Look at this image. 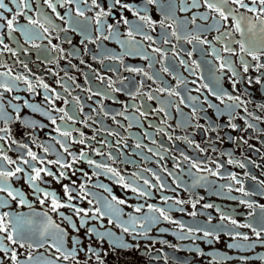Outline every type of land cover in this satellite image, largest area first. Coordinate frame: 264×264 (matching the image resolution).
<instances>
[{"label": "flooded vegetation", "instance_id": "af4514ba", "mask_svg": "<svg viewBox=\"0 0 264 264\" xmlns=\"http://www.w3.org/2000/svg\"><path fill=\"white\" fill-rule=\"evenodd\" d=\"M5 2L13 8V13H5L10 19L17 9L11 0ZM27 2L30 8L17 16V26L31 29V40L20 31L10 37L6 21L0 20L5 24L0 29V83L15 85L11 92L0 88V103L11 117L7 122L0 120V129H7L0 131V164L8 171L17 166L24 169L9 178L8 184L22 192L27 203L22 205L19 198L12 200L7 191H0V203L6 202L0 213L10 214L5 218L9 231L20 216L33 221L24 227L37 235L20 247L0 232L9 249L0 251V264H13L12 250L17 252V264H33L29 255L55 264H77L71 258L64 260L53 247L59 240L55 228L39 237L47 218L64 230L65 248L80 241L79 264H98L96 256L88 253L89 247L103 264H264V87L255 83L259 77L264 84V68H257L264 64V32L256 19L262 7L259 0L255 5L253 0H244L257 12L228 0L226 11L231 9L237 19L244 16L256 24L250 32L248 19L242 21L243 33L236 31L231 16L222 20L203 0L199 7L193 6V0H156L151 4L121 0V4L132 6L131 11L113 6V0H97L99 7L92 0H52L55 12L45 0ZM101 8L111 14L100 17L97 24ZM77 9L83 15H78ZM136 11L151 23L141 20ZM26 17L39 20L48 31L29 25ZM197 36L207 43H199L194 39ZM240 42L259 50L260 59L242 53ZM4 44L12 51L4 49ZM225 47L234 51L226 52ZM241 56L250 65L248 72H244ZM222 62H230L238 75L233 77L228 67L221 69ZM17 76L21 79L16 80ZM234 79L238 81L235 87ZM228 96L240 97L244 103L232 110L229 106L234 102ZM25 101L39 105L48 116L33 112ZM15 105L20 107L19 119ZM24 120L36 121V127L26 126ZM28 150L37 160L27 156ZM5 155L16 163L8 164L2 159ZM21 156L30 165L47 168L57 176L60 171L66 173L59 182L41 173L42 180L36 183L55 192L61 203L87 211L83 227V213L78 217L69 207L52 211L50 197L40 203L43 193L34 192L27 181V176L35 173L20 162ZM73 156L77 157L75 163ZM58 159L72 167L48 163ZM88 160L115 169L131 187L124 188L117 183L119 177ZM193 162L198 168L192 167ZM64 185L72 189L71 201ZM132 187L148 195L133 192ZM113 195L125 203L115 204ZM105 201L119 209L118 215L107 211ZM149 205L164 209L170 219L165 220ZM97 208L106 214L100 215ZM59 213L72 217L79 231ZM145 217L156 218V222L149 225ZM133 218H137L135 224ZM142 223L148 228L146 235ZM124 227L130 231L124 232ZM89 228L96 232L89 234ZM205 231L212 235L205 237ZM96 233H111L112 237L101 240ZM116 238L133 247H114ZM41 242L43 247L35 246Z\"/></svg>", "mask_w": 264, "mask_h": 264}, {"label": "snow or ice", "instance_id": "6c2138e0", "mask_svg": "<svg viewBox=\"0 0 264 264\" xmlns=\"http://www.w3.org/2000/svg\"><path fill=\"white\" fill-rule=\"evenodd\" d=\"M68 2H71V0H68ZM156 0H147V3L151 4V3H155ZM204 4L207 6V8L210 11H214L216 13L219 14L220 18L222 20H228V18L231 16L235 21H236V31L243 33V29L241 28V22L244 21L245 19H248L244 16H240L238 19L233 15V11L231 9H228L227 11L225 10L226 5L228 4V0H203ZM45 3L48 5L49 8L52 9L53 12H55L56 10V5L52 2V0H45ZM232 3L234 4H238L241 8H246L248 11L250 12H257V8L256 7H249L247 4L244 3V0H232ZM256 0H253V5H255ZM11 4L16 6L17 11L15 12V14H13L11 16V18L9 19L7 16H5V13H13V8L9 7V5L5 2V0H0V20L2 21H6V26L8 29V35L11 37L12 33L16 32V31H20L22 34L25 35V37L28 40H31L33 37L31 35V29H29L27 26H17V16L18 15H24V11L23 9H29L30 5L27 2V0H11ZM92 4L96 5L97 7H99V5L97 4V0H92ZM259 4L262 6L259 9V15H257V22L261 25L260 27V31L264 32V0H259ZM115 5H120L122 8L128 9V10H133L131 5L128 4H121V0H113V6ZM193 6L194 7H199V0H193ZM183 10V9H182ZM77 13L78 15H83V12L79 9H77ZM111 14V12H105L102 8L101 11L99 13H97V24L101 23L100 17L102 16H107ZM136 15L139 16V11H136L135 13ZM28 20V24L29 25H39V27L44 28V25L42 23H40L39 20H34L31 17H26ZM62 18V17H61ZM139 18L143 21H146L148 23H151V20L149 17L147 16H139ZM202 19H207V16H202ZM44 19L47 21L48 18L44 17ZM193 20H195V17H193ZM124 23L127 24L128 21L125 19ZM219 22H217L218 24ZM248 31H253L256 28V24L253 23L250 19H248ZM110 29L112 28L111 25L108 26ZM5 28V24L4 23H0V29ZM218 30V29H217ZM44 31L47 32L48 29L44 28ZM173 35H176L175 32L172 33ZM128 35L131 37L132 36V31L130 30ZM223 35H227V33L223 34ZM107 38V37H105ZM146 39H151V37L146 36ZM178 39L180 37H177ZM187 38V37H185ZM194 39L198 40L199 43L203 44V43H207V41L204 40H199V37H194ZM167 42V41H166ZM189 43H191L192 41L189 40ZM0 44H3V39L0 38ZM4 49L8 50V51H12V49L8 48V45L4 44ZM226 52H233L234 50L229 48V47H225L224 49ZM156 51H159L158 49ZM240 51L242 53H247V55L251 56L253 60H259L260 59V55L262 54L259 50H256L254 47H246L244 42H240ZM189 55H191V53H189ZM241 62L243 65V69L244 72H248L250 65L244 61L243 56H241ZM181 63H184V61H181ZM221 69L228 67L230 71H232V75L233 77H236L238 74L236 73V71L234 69L231 68V64L230 62H222L220 65ZM257 68H264V64H258ZM135 71H140V69H133ZM164 71H168L167 68H164ZM145 75H147L145 73ZM153 77H149V79H152ZM16 80H20L21 77L17 76L15 77ZM237 80H233V86L235 87V84L237 83ZM25 83H27L29 85V91H32V85L29 81L25 80ZM252 83V80L249 79V84ZM255 83L256 84H260L262 85V87H264V84H262V81L259 77H257L255 79ZM15 85L13 83H0V88H3L5 91L11 92L13 87ZM42 87L44 89H48V85L47 84H42ZM205 87H207V85H205ZM166 89H161V91H165ZM117 91H119L117 89ZM170 94H177L174 93L172 91H170ZM215 94V93H214ZM3 96V93H0V97ZM153 97L151 95H149V99H152ZM15 99L19 100L20 97H15ZM50 99V98H49ZM193 100H195V98H192ZM228 99L233 100L234 104L230 105L229 107L234 110L235 108H238L240 106V104H243L244 102L242 100H240V97H232V96H228ZM51 102V101H50ZM239 102V103H237ZM25 105L29 108L32 109L33 112H39L44 116H48V112L44 111L39 105H35V104H29L27 101L24 102ZM15 111L17 112V119H19V112H20V107L18 105L13 106ZM211 107V105H210ZM59 111H63V109H60ZM196 109H193V112H195ZM141 115H146V113L141 112ZM52 121L53 124L56 123L55 118L49 117ZM9 119H11V117H9L8 113L6 111H4V105L2 103H0V120H4L5 122H7ZM23 123L28 126V127H36V121L34 120H24ZM233 128L236 127V125H232ZM249 127H253V125L249 124ZM57 131H59V128L56 129ZM0 131H7V129H0ZM63 135H67V133H63ZM2 138V137H0ZM81 143H83V141H80ZM19 147L21 148H26L27 145H19ZM137 147H140L139 144H137ZM45 151H47V149H45ZM65 151H67V148H65ZM149 151H151V149H149ZM69 155H71V153H69ZM27 156L31 157L32 160H37V156L35 153H33L31 150H28L27 152ZM84 157V153L80 154V159H83ZM2 159L4 161H7L8 164H15L16 161H13L11 159H9V157H7L6 155L2 157ZM185 159H188L187 157H185ZM77 160V157L73 156V163H75ZM20 162L22 164H26L29 165L30 167H32V171L35 173L34 175H28L27 176V181L28 183L31 185V187L33 188L34 192L36 193H43L44 199L40 200L41 204L45 203V199L47 198H51V209L52 211H57L62 208V207H69L72 208L74 211V214L78 217H81V213H83V216L80 219V226L83 227L86 223L85 218L88 217V212L85 211L84 209H81L79 207H76L70 203H61L60 200L57 199V196L55 194V192H48L45 191L44 189L40 188L39 185L36 183L37 181L42 180V176L41 173H44L48 176H52L54 179L57 180V182L60 181L61 178H66V173L64 171H60L59 175L57 176L55 173H53L51 170L47 169V168H36L32 165H30L29 160L24 159L23 156L20 157ZM231 163V161H229ZM41 163H43V161H41ZM48 163L51 164H60L61 168H68L70 169L72 167V164H68V163H63L60 159L56 160V161H49ZM89 164H95V166L97 168H101L103 167L107 172L112 173L113 176H117L119 177V173L116 172L115 169H112L110 167H108L107 165H101V164H96L94 161L92 160H88ZM242 166V165H241ZM192 167L194 168H198V165L193 162ZM24 169L17 166L15 168L14 171H8L5 170L3 165L0 164V191H7V194L9 197L12 198V200H16L17 198H19V203L20 204H25L27 203V201L24 199V194L20 191H14L10 185L8 184V179L11 177H15L17 175V173L23 172ZM201 179H203L201 177ZM117 183H121L122 186L124 188H129L131 187V185L129 183H125L124 182V178L123 177H119V179L117 180ZM145 184H148V181L145 180L144 181ZM83 188L84 186L81 185V191L83 192ZM107 191H111L110 189H106ZM133 192H138L140 195H148V193L144 192L142 189H138L136 187H132L131 189ZM241 191H243V189H241ZM64 192L68 197V200L71 201L72 199H74V197L71 195L72 189H70L68 187V185H64ZM84 196H87V193H84ZM112 201L115 202V204H124L125 201L118 199L115 195L112 196ZM89 203L91 204L92 201H89ZM179 203V202H178ZM6 205V202L4 203H0V207H3ZM105 207L107 209L108 212L112 213V214H117L119 213V209H117L114 204L110 201H105ZM208 207H211V205H209ZM150 209H153L152 205H149ZM137 212L140 211V208L137 207L135 209ZM154 211H157L160 213V216L163 217L165 220L170 219L166 213L164 209H159V208H155L153 209ZM97 213H100V215H104L106 213H101L100 209H96ZM60 216L62 217V219L66 220L69 224L70 227H72L73 229H75L76 231H79V228H77L76 224L73 222L72 217L70 216H65L64 213H59ZM45 217L47 218V214H44ZM10 214L7 212L4 213H0V232L3 233H7L6 239L12 243V244H19L20 247H24L26 242H29L33 236L37 235V233L32 232L31 230L26 231L25 230V225L26 224H31L33 223V221L31 220H25L23 217L17 216L15 218V224L12 227V231H9L8 226L5 222V218L9 217ZM144 220L147 222V224L151 225L153 223L156 222V218H150V217H145ZM137 221V218H133L132 222L133 224H135ZM8 223H11V220L8 221ZM233 224H236V221L233 220L232 221ZM140 227L145 229L144 231V235L147 234L148 228H146L145 224H140ZM49 228H55L57 234L59 235V240L57 242V244H54L53 247L56 248V251L59 252L61 254V256L63 257L64 260H68L69 258H71L72 260L76 261L77 264H79L78 260H77V256H78V245L80 244L79 240H74L73 241V247L71 249H67L64 247L63 245V236H64V230L60 229L58 226L54 225L51 221L50 218H47V224L45 225V227L39 231L38 235L39 237L43 238L44 236H46L48 234ZM124 232H129L130 229L127 227L123 228ZM133 232H135V228L132 229ZM189 231L191 232L192 230L189 229ZM96 232L95 228H89L88 229V233H94ZM96 235L103 240L105 238V236L111 238L112 234L111 233H96ZM205 237L212 235L210 232L205 231L204 232ZM237 235H240L239 233H237ZM257 236H259V232L256 233ZM183 238V237H181ZM244 239H247V237L245 236ZM3 238H0V251L7 253L9 251V249L7 247H5V245L3 244ZM112 243L114 245V247H119L122 249H129L131 247H133L132 245L125 243L122 238H116L112 240ZM29 247H33L34 245L32 243H28ZM35 246L37 247H43V243H37ZM88 253H90L91 255H95L96 259L98 261V264H103V261L100 260L99 254H97L95 252L94 249H92L91 247L88 248ZM57 259H59V257H57ZM11 260L13 261V264H17V252L15 250H12L11 252ZM28 261L33 262V264H55L54 261H50V260H44V259H39V260H34V258L29 255L28 256Z\"/></svg>", "mask_w": 264, "mask_h": 264}]
</instances>
